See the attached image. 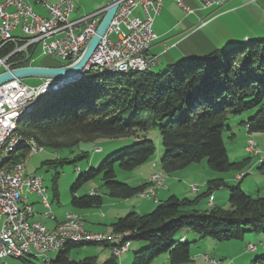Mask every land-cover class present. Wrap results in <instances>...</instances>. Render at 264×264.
<instances>
[{"label": "trees", "instance_id": "obj_1", "mask_svg": "<svg viewBox=\"0 0 264 264\" xmlns=\"http://www.w3.org/2000/svg\"><path fill=\"white\" fill-rule=\"evenodd\" d=\"M35 106L19 122L18 131L44 148L70 150L82 142L133 140L79 177L71 200L76 208L102 206V194L81 196L77 192L81 184L96 177H101L106 194L117 200L133 198L148 187L117 181L115 168L119 165L132 171L154 156L156 146L148 137L151 127L158 128L162 138L164 173H175L205 159L214 172H238L248 166L250 157L232 161L223 134L231 132L228 121L232 116L247 112L254 113L241 122L247 132L264 133V38L216 49L201 58L171 64L161 72L152 68L125 74L92 70L74 85L46 94ZM87 156L82 152L76 159ZM21 158H26L24 149L8 160ZM221 188L230 192V207L202 209V202ZM54 198H59L57 188ZM184 230L220 242L243 239L247 232L264 233V197L251 195L239 183L209 180L207 190L194 199L172 195L157 201L150 213L131 212L118 218L111 234L123 235L122 242L68 243L56 259L46 263L120 264L114 254L99 262L97 257L74 260L71 253L86 245H106L113 251L122 243L139 241L144 247L135 252L132 264H154L166 255L171 264H189L191 244L177 237ZM252 264H264V253Z\"/></svg>", "mask_w": 264, "mask_h": 264}, {"label": "built area", "instance_id": "obj_2", "mask_svg": "<svg viewBox=\"0 0 264 264\" xmlns=\"http://www.w3.org/2000/svg\"><path fill=\"white\" fill-rule=\"evenodd\" d=\"M78 0H34L42 4L47 16L33 10L30 0H0V74L16 68L33 66V55L40 46L46 57H57L63 60L76 59L85 49L88 42L96 34L107 7L78 19L71 15ZM164 0H122L110 24L107 33L101 38L100 44L91 60L105 61L112 67H129L130 64H142L154 67L157 57L149 50L157 39L153 30L154 17L160 12ZM186 12L193 9L186 0H175ZM203 7H220L229 0H198ZM20 30L21 34H15ZM115 35V39L113 38ZM6 53L2 55L3 52ZM27 63L23 65L24 63ZM84 76V75H83ZM42 91L37 86H31L24 80L14 79L0 86V137L11 125L13 116L21 113V109L37 101ZM251 156L260 154L257 144L249 138L245 147ZM100 152L101 149L97 148ZM34 155L31 145L30 157ZM27 158H25L26 161ZM14 163V160L11 162ZM261 171L264 172V160ZM254 173V170L252 171ZM32 180V192H24V181ZM151 182L157 189L164 185L162 177L153 174ZM196 193L200 187L190 185ZM44 186H37V174L30 175L21 171L16 177L0 176V199H3L2 214H0V259L10 258V250L31 251L38 258L51 260L50 253L56 241L66 239L71 234H82L92 237H118L109 233H88L68 230L67 235H58L40 225H29L23 221V216H16V203L25 202L26 210L37 214L31 195L40 198L45 208L42 215L48 217L50 208L44 197ZM147 198H155L156 193ZM72 220V219H66ZM114 248L120 257L130 248ZM250 252L256 251V246L247 244ZM210 264H222L209 256ZM7 264V263H3Z\"/></svg>", "mask_w": 264, "mask_h": 264}, {"label": "crops", "instance_id": "obj_3", "mask_svg": "<svg viewBox=\"0 0 264 264\" xmlns=\"http://www.w3.org/2000/svg\"><path fill=\"white\" fill-rule=\"evenodd\" d=\"M112 1L113 0L109 1L99 10L108 7L112 3ZM78 2L79 0L75 3V9L72 15L76 11V4ZM186 3L188 4V6H190L193 9V12L191 13L186 12L182 7L178 5V3L175 0H164L160 12L154 17L153 30L157 35V39L154 41L153 45L151 46L149 53L157 57V64L155 65V67L160 65L167 67L171 64L180 63L184 60L201 58L213 52L216 49H224V48H228L231 45L246 43L247 41L250 42L255 39L264 38V0H229L223 6L220 7H215V6L203 7L201 2L198 0H186ZM234 125L235 124H230L231 132L234 134L233 136L234 139H239V140L248 139L249 133L247 132L246 128L243 126L244 129L241 128L240 132L236 133L237 130L234 128L235 127ZM118 141L123 142L126 140H118ZM245 146L246 144H244V146L241 145L239 152L237 154H234V156H231L230 159L234 162H239L246 159L245 157L241 159V155H243V153L249 155V153L245 149ZM160 153L161 154L158 159L153 160V158H151L140 167L130 171L131 174L132 173L135 174L136 178L142 180L140 183L134 186L137 185L140 186L143 184H148V187L150 186L149 176L151 174L150 172L151 169L153 167L158 168L159 166H161L160 159L162 157V151ZM150 162L153 163L151 166H150ZM203 162L204 161L200 163L203 165H199L200 167L204 168L203 177L201 179L203 188H200V192L202 190L205 191V189L208 186L209 180L221 179L227 181L229 184L233 183L232 180H235V175L231 176L229 173L219 174L217 172V174H215L214 171H212L208 167V165L205 162L204 163ZM251 166H254V164ZM143 168H146L148 170H145ZM187 168L188 169L185 170H189L188 171L189 173L190 172L195 173L200 170V169L197 170L198 167H193V165H190ZM255 169L260 170L261 167L255 164ZM26 171H27V165H26ZM183 172L184 170H180L171 174L163 173L165 176L164 185L159 189H157L156 191V198L158 201H160V197L166 199L171 195L178 196V194H176L177 193L176 190L184 184L181 182V180L178 179V177H181V174H183ZM142 175L144 176L143 178L144 180L142 179ZM245 178L246 177H244L240 181H237L240 184V186L241 184L244 183ZM259 187L261 186L259 185ZM262 189H264V183ZM96 190L97 189H91L89 194ZM257 192L259 193V191ZM217 194L218 193L216 194L213 193L209 199L204 200L202 202L201 208L209 209L212 205L225 207V205L228 203V196L227 199L226 198L224 199V202H220L218 200L219 197ZM32 196L34 195H31L30 197L37 213L36 216L34 217V220L40 222L45 228L50 230L54 229L58 223L65 221L69 215H77L83 217L88 231L112 233V224L116 222L118 218L124 217L131 212H136L138 214H145L154 208L152 203H150V201L152 202L151 200L152 198L142 199L140 196L137 195V199L139 197L142 201H140V199L138 200L133 199L134 197L126 200H119L121 203L113 204V207L111 209L112 213L110 214V209L108 205H105V202L108 198L111 197L104 196L103 204L101 207L98 208L76 209V207H72V205H70L71 208H64V211H62L55 209L54 205L52 204V211L54 212L56 219L50 220V219H46L42 215L43 212L45 211V208L41 206L39 202L33 199ZM113 200L117 201V199H113ZM107 202L110 203V201ZM153 203L156 204V201L154 200ZM222 203H226V204L223 205ZM109 221L110 224H108ZM199 238L200 237L198 235H196L195 233L189 230L182 231L180 235V239H184V241H188L189 239H192L194 243H196L199 240ZM86 246H90V245H86ZM96 247H99L100 250L99 251L94 250L93 253L92 252L88 253L87 257H97L99 262H103L107 258H110L113 255L111 247L109 248L106 245H100ZM138 247L141 248L144 247V245L139 244ZM256 251L258 250L256 249ZM127 252L123 253L120 256V259ZM199 253H200L199 250H196V252L191 253L192 262L189 264H204L205 261L208 264H210L206 260V258L204 262L201 261L202 257L200 256ZM206 256L208 255L206 254ZM71 258L75 260V258H73L72 256V253H71ZM214 258L218 259V256H214ZM13 259L15 258H10V259L7 258L4 259V261L0 259L1 261L0 264L3 263L16 264L15 262L14 263L11 262V260ZM19 260L21 261V264H30V261H28V259L26 258H25L26 261L23 259L22 260L19 259ZM223 260L221 261L223 262ZM130 261H132V256L128 255L119 262L122 264H128ZM154 264H171V263L169 257L166 255L157 259ZM231 264H234V262Z\"/></svg>", "mask_w": 264, "mask_h": 264}, {"label": "rangeland", "instance_id": "obj_4", "mask_svg": "<svg viewBox=\"0 0 264 264\" xmlns=\"http://www.w3.org/2000/svg\"><path fill=\"white\" fill-rule=\"evenodd\" d=\"M56 1H58V0H52L53 3H55ZM109 1H111V0H79V2L76 4V11L72 15V19H76L79 17H83L85 15L91 14V13L95 12L96 10H99L100 8H102ZM30 2L33 6V10L36 13L43 15V16L48 15L45 7L42 4L35 3L34 0H30ZM15 34L20 35L21 31L18 30L15 32ZM113 38L114 39L116 38L115 35H113ZM33 60H34L33 61L34 66L40 65V64H63V62H64L59 58L44 56L42 54V50H41L40 46H38L36 51L34 52ZM88 67H90V66H88ZM165 69H166V66L164 67V66L160 65V66L153 68V71L161 72V71H164ZM0 71H2V70H0ZM98 71L102 72V70H98ZM86 73L87 72H84L82 75H85ZM116 74H118V73H116ZM82 77L79 78L77 81L71 83L68 86L60 87V89L74 85L75 83L79 82L82 79ZM24 81L31 86H38V85H40V83L43 82V79L30 78V79H24ZM57 90L58 89H56L54 91H57ZM54 91H52V92H54ZM52 92H50V93H52ZM45 95L43 97H45ZM253 115H254L253 112H247V113H244V114L239 115V116H232L230 118V120L228 121V125L235 124L234 128L237 130L236 133H239L241 128L244 129L241 122L247 120L249 117H251ZM20 122H21V120H20ZM230 135H231V132H228V131L224 132V134H223L224 142H225L227 151L229 152L228 155H230L229 157L234 156V154H237L239 152L241 145L244 146V144L247 143V140L249 138L253 139L256 142L257 148L260 150V154L256 155V156H250V154L247 155V154L243 153V155H241V159L243 157H245V158L250 157V161H249L247 167H245L241 171H238V172L236 171L237 173L235 171L218 172V173L219 174L229 173L231 176L235 175V180H232L233 183H231L230 185H237L238 184L237 181H240L239 177L242 176V179L244 177H246L244 179L245 180L244 183L241 184V188L246 192H251L252 194L251 193L250 194L253 196L264 197V189H262V186L264 183V172H262L261 170L255 169V164L257 166L259 165V167H261L263 165L262 163L264 160V133L249 134V137L246 140L234 139V137H230ZM157 136H158V138H157ZM148 137L150 140H152L155 143V146H156V152H155L154 156L152 157L153 160L159 158L161 151H162V156H163L165 153V150L163 147L162 138L160 136L158 128L151 127L150 130L148 131ZM124 140H128V139H124ZM132 142H133L132 138L129 139L128 141H123V142H119L118 140L102 139V140H98L95 142H82L79 147L72 148L70 150L69 149H54L51 147H46L43 152L34 154L31 157L30 156L26 157L27 159L25 162L27 165V173L30 175L37 174V176H41L43 178V186L46 189L45 195L48 198L49 203L52 202L51 205L53 204L55 209L64 211V208H71V206H70V205H72L71 200H72V196L74 194L73 188L75 187L76 182L78 181L79 177L84 172H86L89 168H98L100 166V164L107 157H109L113 152L122 148L123 146L130 145ZM97 148H101V152L97 153L98 152ZM82 152H86L88 154V156L76 159V157L78 155L82 154ZM238 158H240V157H238ZM64 160L67 162H64ZM203 161L207 164V159H205ZM152 164L153 163L150 162V166ZM253 164H254V166H251ZM192 165H193V167H198L197 170H199V169L200 170L195 172V173H191V172L189 173L188 172L189 170H185L188 168L183 169L184 172H183V174H181V177H178V179L181 180V182L184 184L176 190L177 191L176 194H178V197H180V198L194 199L198 195L204 193L207 190V188H206L205 191L202 190L199 193L193 192L192 190H191L192 192L190 191V189H189L190 185H195V186H198L200 188H203V185L201 183V179L203 177L204 168L199 166V165H203V164L195 163ZM143 169L148 170L146 168H143ZM252 169L254 170V173H252V171H253ZM115 172H116V180L117 181L125 182V183H127L133 187H137L138 185L137 186H134V185H136L142 181V180L136 178L134 173L131 174L130 171L122 169L119 165L116 166ZM150 172H151V174L149 177H151L153 174L162 175L164 173L161 166H159L158 168L153 167ZM214 173L217 174V172H214ZM143 178H144V176L142 175V179ZM164 179H165V176H164ZM164 179L162 182H164ZM124 180H127V181H124ZM255 181H256V183H255ZM257 182L259 183V185L261 187H259ZM56 188H57V191L59 192V198L58 199L54 198V190ZM91 189H97V190L93 191L90 194L99 195L102 193L103 197L104 196L110 197L109 195L106 194V191H105V188L103 186V181H102L101 177H96L92 180L84 182L78 188L77 192L82 196L85 194H89ZM152 190L157 191V185H155V182L153 183L150 181V186L148 188L144 189L143 192L141 191L138 194V196H140L142 199H146L147 197H143L141 195V193L152 194ZM156 191L154 193H156ZM257 191H259V193ZM216 193H218L217 194L219 197L218 200L220 202H224V199L225 198L227 199V196L230 194L229 190L226 188H221L219 190L214 191V194H216ZM175 196H177V195H175ZM169 197H167V198H169ZM32 198L35 199L39 203L41 202L40 198L36 195L32 196ZM133 199H137V196L134 197ZM138 199H140V198L138 197ZM166 199H163L162 197H160V201H164ZM151 200H152V202L150 201V203H152V205L155 208L157 206V202H156V204L153 203L155 198H152ZM107 201H110V203ZM140 201H142V200L140 199ZM120 203L121 202L119 200L116 201V200H113L111 198H108L105 202V205H108V207L110 209V214H111L112 213L111 209L113 207V204H120ZM222 204L224 205L226 203H222ZM40 205H41V203H40ZM72 207H74V206H72ZM117 207H119V206H117ZM229 207H230V202H228L224 208H229ZM153 209L151 211H149L148 213L152 212ZM145 214H147V213H145ZM71 217L77 218L78 220L81 219L80 221L85 222V220L81 216L71 215ZM79 217H81V218H79ZM33 220L34 219H32V221ZM108 224H110V221ZM84 225H85V223H84ZM84 227L88 233H98V232L88 231L86 228V225ZM102 233H104V232H102ZM109 234H111V233H109ZM180 235H181V232L178 233L177 237L179 238ZM186 242L191 244V247H192L191 253L196 252V250H199V252H200L199 254L202 257L201 261H203V262L205 261V258H206L205 256L207 254L210 258H213V259H215L214 256H218V259H215L217 261H221L224 259L223 262L221 261L222 264H231L233 262H234V264H252L253 260L257 256L264 253V233L247 232L244 234L243 239H233L230 241H223V242H220V241H217V240H214L211 238H204V239L199 238V240L196 243H194V241H192V239H189ZM248 243H251L253 246H256L258 251L250 252L247 249ZM139 244L143 245V242H139V241L133 242L131 244L130 250L121 259H120V257H118L117 259L119 261H121V260H123L124 257L131 255L132 261H130L128 264H132L135 252H137L138 250L143 248V247H141V248L138 247ZM94 250L99 251L100 248L96 247V246L77 247V248L73 249L72 256H73V258H75V260H82L88 256V253H90V252L93 253ZM59 252L60 251L51 252L50 253L51 259H56L59 255ZM24 258L28 259L31 262V264H48L45 261H43L42 258H37L33 254L32 255L31 254L25 255ZM8 259H10V258H8ZM11 262H13V263L15 262L16 264H21V261L19 259H13V260H11ZM120 264H122V263H120ZM204 264H208V263L205 261Z\"/></svg>", "mask_w": 264, "mask_h": 264}, {"label": "bare ground", "instance_id": "obj_5", "mask_svg": "<svg viewBox=\"0 0 264 264\" xmlns=\"http://www.w3.org/2000/svg\"><path fill=\"white\" fill-rule=\"evenodd\" d=\"M150 68H151V66H145L142 64H130L129 67H126V68H124V67H112L110 65H105V61L91 60L90 61V67H87L85 72H89L90 70L91 71L92 70H104L106 72H111V73H121V74L124 73L125 74V73L132 72V71H138V72L139 71H145V70H148ZM82 76L83 75H81L79 78H81ZM56 89H60V87L56 88ZM56 89H54V90H56ZM54 90H52V91H54ZM52 91H50V92H52ZM50 92L44 93L43 95L41 94L37 101H32V103H30V105H26L25 107H23L21 109V113H17L13 116L11 125H9L8 129L2 133V135L0 137V176L1 177H16V176L20 175L21 171H26L25 159L21 158L22 160L14 161V163H11L13 160H8L14 154L19 155L21 149L25 150L26 157L30 156L31 145L34 148V154L41 153L45 150V148L43 146H41L40 144H38L34 139L26 138V137H23L22 135H20L18 128H19L20 120H22L24 117H26V115H28L33 110L35 105L39 103V101L42 99V97L45 94H48ZM158 176L162 177V181H163V179H164L163 175L158 174ZM239 179H242V176L239 177ZM37 186H43V178L41 176H37ZM192 186H195V185H192ZM155 191L152 190V194H154ZM24 192H32V180H25L24 181ZM45 193H46V189L44 190V197H45V200L47 201L48 208H50V213H48V217H45V218L50 219V220H55L56 217H55L54 212L52 211V205H51V203H49V200L46 197ZM147 194L148 193H141V195L143 197H147L149 195V194L148 195ZM2 207H3V199H0V214H2ZM16 216H23V221L29 225H40L44 229H47L40 222H38L36 220L32 221V219H34L36 214H33L31 210H26L25 202L16 203ZM79 218H81V217H79ZM67 219H72V220H65L63 222L58 223L57 226L51 230L52 233H55L58 235H67L68 230H76L77 228L82 232H87L85 230V227H84L85 222L80 221L81 219L78 220L77 218L71 217V215H69ZM48 230H50V229H48ZM117 236H120V238H118V237H102V238L92 237V238H88V236H85L82 234H71L66 239L56 241V244L52 247L51 252L61 251V250L65 249V247L68 243H84L85 244V243L108 242L111 244V242L114 243V241H117L118 243L122 242L124 236L123 235H117ZM129 245L130 244L128 242L125 244L122 243V245L120 247H117V248L126 247ZM250 245L253 246L252 244H250ZM113 248H115V247H113ZM127 251H129V249ZM127 251H125V252H127ZM112 252L116 257H118V253L114 249ZM29 254H31V251L10 250V258L20 259V258H23L25 255H29ZM43 261L49 262L50 260L43 259Z\"/></svg>", "mask_w": 264, "mask_h": 264}, {"label": "water", "instance_id": "obj_6", "mask_svg": "<svg viewBox=\"0 0 264 264\" xmlns=\"http://www.w3.org/2000/svg\"><path fill=\"white\" fill-rule=\"evenodd\" d=\"M121 1L122 0H113L107 7L105 15L97 28L96 34L91 38L83 52L76 59H61L64 62L59 66L33 65L6 71L0 74V86L14 79H43V82L37 86L40 88L43 95L56 88L64 87L77 81L85 72L86 68L90 66L91 58L97 50L101 38L107 33Z\"/></svg>", "mask_w": 264, "mask_h": 264}]
</instances>
